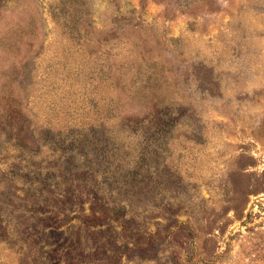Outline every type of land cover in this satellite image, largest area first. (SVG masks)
<instances>
[{
	"label": "rangeland",
	"instance_id": "rangeland-1",
	"mask_svg": "<svg viewBox=\"0 0 264 264\" xmlns=\"http://www.w3.org/2000/svg\"><path fill=\"white\" fill-rule=\"evenodd\" d=\"M0 264H264V0H0Z\"/></svg>",
	"mask_w": 264,
	"mask_h": 264
}]
</instances>
